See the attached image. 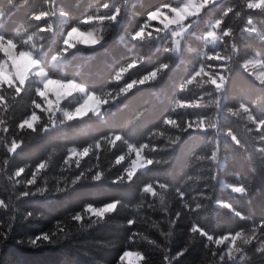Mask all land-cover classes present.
<instances>
[{"label":"trees","instance_id":"trees-1","mask_svg":"<svg viewBox=\"0 0 264 264\" xmlns=\"http://www.w3.org/2000/svg\"><path fill=\"white\" fill-rule=\"evenodd\" d=\"M178 1L0 0V34L11 38L19 30L18 38L26 42V48H39L37 55L44 65L56 56L58 66L67 63L68 76L79 69L77 82L90 91L111 92L132 84L126 94L109 97L101 105V112H107L103 121L89 119L91 112L84 118L90 125L88 137L62 129L41 132L39 125L33 132L23 122L34 113L43 115L33 103L42 102L35 81L2 84L0 264H129L124 260L129 250L142 254L147 264H264V253L256 252L264 244V85L243 66L255 56L264 62V11L248 7L250 0L206 5L187 21L191 27L176 54L171 34L155 30L141 34V30L152 11ZM40 13L46 15L33 19ZM213 22H219L221 36L216 48L202 40ZM74 26L84 31L102 27L106 29L104 39L93 47H71L64 41ZM3 57L0 53V60ZM168 62L163 75L153 80V70ZM121 69H126L121 80L107 83ZM203 70L228 76L226 90L217 91L211 78L200 73ZM230 108L239 114L229 112ZM249 114L252 121L246 119ZM173 121L183 131L173 128ZM156 129L180 135L181 140L175 145L153 142L148 134ZM109 132L112 138L120 135L134 147L147 143L155 149L151 153L146 149L145 155H172L174 159L138 170L131 183L118 181L127 158L110 170L109 162L126 152L122 140L108 154L103 142L99 149L93 146L83 154L89 140ZM15 144L20 146L14 148ZM53 146L63 151L54 155V165L37 172ZM73 146L77 151L64 165L69 158L67 149ZM24 165L28 167L15 176ZM81 171L85 175L73 185ZM96 172L103 178L91 181ZM33 173L35 183L29 184ZM149 181L154 182L152 191L141 197L140 189ZM227 185L245 191H232ZM37 186L47 187L49 192L32 195ZM56 188L65 191L56 192ZM25 191L29 195H19ZM159 193L165 196L163 204ZM115 200L129 207L118 206L116 213H104L105 223L89 226L97 217L84 206L99 208ZM138 203L139 208L131 207ZM78 213L80 220L74 218ZM133 217L135 222L129 225L127 221ZM235 236L232 246L230 238ZM247 237L251 242L242 244ZM236 247L243 251L235 252Z\"/></svg>","mask_w":264,"mask_h":264},{"label":"clouds","instance_id":"clouds-1","mask_svg":"<svg viewBox=\"0 0 264 264\" xmlns=\"http://www.w3.org/2000/svg\"><path fill=\"white\" fill-rule=\"evenodd\" d=\"M27 2V0H25ZM211 0H204V4L210 3ZM248 7L251 8H257L261 11H264V5L260 4H252L249 3L247 5ZM170 8L171 11L175 13L174 17L169 20L167 23L164 24V28L168 29L169 24H176V25H181L182 22L189 16H197L201 10L202 6L197 7L195 4L188 3V4H181L178 5L176 8H171V6H164ZM231 9H229L230 11ZM42 15H46L45 13H40L37 14L33 17V19L39 20ZM239 16V13H237ZM91 19V18H90ZM110 19H115V17H111ZM192 24H195L196 21L193 20L191 22ZM219 23V22H217ZM251 23V21H249ZM188 27H191V24L188 25ZM49 28H51V25H49ZM186 31L185 27H178L176 31L172 32V36L175 37L183 32ZM231 29H229V32ZM16 33L13 37L9 38L8 41L5 42V44H11L14 46V49L17 52H28L29 56L31 58V64H30V73H26L25 76H21L20 78V83H24V79L30 75L32 80L35 81L37 87H36V93L37 95L41 96L42 99L45 101V106L40 107L39 104L36 103L34 100L33 103L36 104L37 108H40V111L43 113L42 116H37L35 113L30 117V119L33 121V123L29 124V127L32 129L33 132L36 131L35 125L40 126V131L41 132H46V131H51L53 129H62L66 131H70L73 133L75 136H83V137H88L89 135V128L90 125H87L84 118L88 116L89 112H91V116L89 119H94L96 117H99L101 121H103L104 117L107 115V112H101L100 110V105L108 103V98L112 97V99L118 98L121 94H126L128 91L131 90L132 84H127L124 85L123 87H120L118 90L113 89L111 92H104L101 90L100 92H96V90H91L89 91L85 85L78 83L77 82V77L79 76V69H77L76 72H74L71 76H68L66 73V68H67V63H65L63 66H58L57 64L54 63V61L57 59L56 56L52 57V60L50 61L49 65H44L37 55L39 52V48H37L35 45H32L31 49L25 47V41L22 39L18 38L19 35V30H14ZM106 32V29L102 27H95L91 28L87 31L86 36H82L81 40L79 43L93 46L96 44H99L103 39H104V33ZM74 35H77V28L74 26L72 29H70L68 33L69 39H71ZM135 38V37H134ZM2 39V38H0ZM264 39V37H262ZM28 41L32 40V36L29 35L27 38ZM71 47H75V44L71 45ZM8 49L5 48V51ZM173 51L176 54H179L180 52V41L179 40H174V46H173ZM192 51V49H190ZM236 49L233 47V52H235ZM135 61H133V64ZM170 62L164 63L159 65L156 69L153 70L151 73V78L153 80L158 78L159 76L163 75V72L165 69L169 67ZM248 61L244 62L243 66H247ZM9 68H11V64L9 63L8 65ZM57 67H60V73L59 75L56 74ZM131 67V65H129ZM126 71V69H121L118 70L115 74V76L112 78V80H109L107 83H112V81H120L121 80V72ZM251 75V73H249ZM7 79V77H5ZM149 77H144L143 80H148ZM56 80L58 82H61V85L64 89L65 92L63 95H56L52 96L51 92L48 93V96L46 97L44 93L42 92V88L45 86L46 83H50L51 81ZM191 81H188L186 83H190ZM228 82V76H224L221 78V84L217 86V91H224L226 90ZM199 83H204V81H200ZM260 83L264 85V80H260ZM107 86V85H106ZM184 85H182L183 87ZM19 92V89L17 90ZM114 93V95H113ZM219 101V97H217V103ZM173 111H175V107L173 108ZM229 112H232L234 115H238V112H233V110L230 108L228 109ZM76 119V123H72V121ZM246 119L249 121L253 120V117L249 114L246 116ZM165 123H168L166 120ZM172 127L173 128H178L179 131H183V128H181L176 122H172ZM229 136H232L233 133L230 131L227 133ZM113 134L109 132L106 136H101L96 140H89V144L87 147L83 149V154L86 155L90 151V149L95 146L97 149L101 147V143H104V151L105 154H108L112 151V149L116 145L117 140H122L123 145L126 146V152H121L120 155H117L114 160H111L109 162V170L116 165L121 164L127 156V153L136 151V156L135 159L130 160L128 165L124 167L123 171L119 174L118 176V181H123L125 183H131L133 180L134 175L138 170H144L148 166L155 164L156 166H162L170 163L174 157L172 155H168L166 157H157V156H152V155H145L144 152L147 149L149 153L152 151H155L154 148H149V145L147 143H141L138 149H134V146L127 140L124 139L120 135H116L115 138H112ZM148 139L152 140L153 142L157 141H166L172 145L177 144L181 140L180 135H172L171 133H167L163 131L162 129H156L153 132L148 134ZM19 144H15V147H19ZM60 151H63L62 148H57L53 146L51 150L46 154L45 161L42 162L37 166V172L40 171L41 169H47L49 166L54 165L55 161L53 159L54 155H57ZM69 158H66L63 161L64 165H67L69 163V159L71 158L72 155H74L77 151V149L73 147H69L67 149ZM216 159V154L213 153V160L215 161ZM76 166L79 167L80 165V160L77 159L75 161ZM28 165H24L21 168H19L16 173L14 174L15 176H19L21 173L24 172L25 168H27ZM63 168V165L61 166ZM125 174H126V179H125ZM85 173L83 171L80 172L78 176L75 177V179L72 181V184L74 185L76 181L80 180L81 176H84ZM35 176L36 173H33L32 179L28 181L29 184H34L35 183ZM103 178V174L100 172H96L95 174L91 175L90 180L91 181H99ZM47 177H45V180ZM87 179V178H86ZM115 182V181H114ZM153 181H149L147 184L141 187L140 189V194L141 197L144 196L145 193H148L152 191V184ZM159 187L161 189H166V185L164 183H160ZM234 191H239V192H244L245 189L239 188V189H233ZM56 192H63L65 189L62 188H56ZM47 192H49V189L47 187H39L37 186L35 188V191L32 192V195H40L44 196ZM20 196H27L29 193L27 191L21 192L19 194ZM158 195V200L161 204L164 203L165 196L163 193H159ZM2 203V201H0ZM118 206L121 207H129L126 203L120 201V200H115L111 202L110 204H106L103 206V208L100 211H97L93 208L92 205L86 204L84 206V209L86 212H93L94 215L97 217L96 219L91 220V225H95L98 223H105L107 221V218L105 217L104 213L107 212L109 214L116 213L118 211ZM141 205L134 204L131 207L133 209L139 208ZM185 208H187V204L184 205ZM199 207V205H197ZM167 211V209H165ZM29 216L33 215L31 212L28 213ZM38 216L43 215V213H37ZM75 219L80 220L81 216L78 213L75 217ZM135 222V217L132 219H129L127 223L131 225L132 223ZM52 236H55L56 233L52 232ZM168 235H171L169 232ZM238 236L241 235L240 233L237 234ZM44 240H49V236L45 234L43 237ZM144 239H148L147 237H144ZM55 242V241H53ZM251 242V237L243 238L242 239V244L247 245ZM33 243H35L33 241ZM149 243H154V241L149 240ZM243 249L241 247H236L235 252H242ZM257 253H264V244L256 248ZM246 255V254H245ZM230 259L234 258V255H230ZM244 256L241 257L243 259ZM140 259L142 264H147L146 258L143 257V255H140Z\"/></svg>","mask_w":264,"mask_h":264},{"label":"rangeland","instance_id":"rangeland-1","mask_svg":"<svg viewBox=\"0 0 264 264\" xmlns=\"http://www.w3.org/2000/svg\"><path fill=\"white\" fill-rule=\"evenodd\" d=\"M220 0H211L210 3L206 4L209 5L211 3L219 2ZM192 3L195 4V6L200 7L202 6V9L204 6V0H179L176 5L171 6V8H176L178 5L181 4H188ZM252 4H260L264 5V0H250L248 2ZM169 6V5H166ZM202 11V10H201ZM175 13L170 10L168 7H159L156 10L152 11L149 14V20L148 22L142 27L141 34L144 32H147L148 34L151 33V31H164L172 35L173 31H176L178 27H185L186 31L173 37L175 40L180 41L181 45V40L184 38V36L189 32L190 27H188L187 21L191 18H194L195 16H189L187 17L181 25H176V24H169V28L165 29L164 24L167 23L169 20H171L174 17ZM218 23L213 22L210 25L209 30L203 34L202 40L206 43V45L212 46V47H217L218 44L221 41V36L218 32ZM69 33V32H68ZM68 33L65 36V41L64 43L71 46L75 44V46H87V47H93L89 45H85L82 43H79L81 40L82 36L87 35V31L81 30L77 28V35H74L71 39L68 37ZM0 53L4 54V57L0 60V87L2 84H16V85H24L27 81L31 80V76L28 75L24 79V83H20V78L21 76H25L26 73H30V64H31V58L29 56L28 52H17L14 49V46L11 44H5L6 41L9 40V38H5L2 34H0ZM97 45V44H96ZM5 48L8 50L5 51ZM213 56H218V54H214ZM212 56V57H213ZM247 66L244 68L251 73L253 77H255L259 82L260 80H264V62L260 59V57L255 56L252 57L248 60ZM9 63L11 64V68L8 67ZM223 67V66H221ZM203 75H208L212 82L216 85L221 84V78L224 77L223 73L221 71L215 72L214 71H205L203 70V73L200 72ZM7 77V79H5ZM61 82H58L56 80L51 81L50 83H46L45 86L41 89L44 95L47 97L48 93L51 92L52 96L56 95H63L65 92V89L60 86ZM87 88V87H86ZM88 89V88H87ZM89 90V89H88ZM90 91V90H89ZM42 98V97H41ZM45 106V101L42 99V102L40 104V107ZM40 109V108H39ZM100 110H101V105H100ZM37 116H39L37 113H35ZM32 116V115H31ZM30 116V117H31ZM28 117L23 124L25 126L29 127V124L33 123V121ZM139 148V147H138ZM137 147H134V149H138ZM136 156V151H132L127 153V165L130 162V160L135 159ZM234 191L233 189H239L237 187L233 186H225ZM94 208V207H93ZM103 207L99 208H94L97 211H100ZM94 214L93 212H91ZM106 213V212H105ZM237 236L230 238L231 239V245H235V242L237 241ZM124 260L129 263V264H138L140 261V254L136 251H127L124 254Z\"/></svg>","mask_w":264,"mask_h":264}]
</instances>
